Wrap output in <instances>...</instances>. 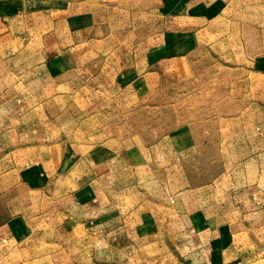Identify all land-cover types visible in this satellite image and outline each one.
Masks as SVG:
<instances>
[{
    "label": "rangeland",
    "instance_id": "obj_1",
    "mask_svg": "<svg viewBox=\"0 0 264 264\" xmlns=\"http://www.w3.org/2000/svg\"><path fill=\"white\" fill-rule=\"evenodd\" d=\"M19 2L0 4V264H264V0H67L97 20L74 45Z\"/></svg>",
    "mask_w": 264,
    "mask_h": 264
},
{
    "label": "crops",
    "instance_id": "obj_2",
    "mask_svg": "<svg viewBox=\"0 0 264 264\" xmlns=\"http://www.w3.org/2000/svg\"><path fill=\"white\" fill-rule=\"evenodd\" d=\"M14 1L15 0H0V4H1V7L3 8L5 5H8ZM20 1L21 2H19V4H18V6H20V8L17 12V15H15L16 17L13 19H17L18 17H20L21 15L26 13L27 7L29 9L30 6H33V11L31 13L30 12H28V13L32 14V16L35 18H36V15H39V16H41L42 14L46 15V12H47L49 15H53L52 19L54 21H58V19H55L58 17L57 15H63L64 18L62 19V21L64 22V27H65L66 31L69 32V36L72 40L71 43L73 45L77 43V40H76L77 36L73 37L74 34H77V33L83 34V33H85L86 30H88V28H90L91 30L94 29V22H97V20L89 14L87 17L83 18V19L87 18V20L86 21L83 20L81 26H76L77 20H74V18L76 19V17L72 16L69 13L70 12L69 6L72 4L69 2L66 3L67 0H65V4H66L65 6H64V2H63V4H59L56 7L54 6L53 2H43V0H20ZM104 1H115V0H104ZM97 4H99V0H98ZM51 6L53 7V9L51 8ZM61 9L64 11V13L60 14L58 12H60ZM179 19H180V17L176 18L175 16H166L165 22H164L166 30L172 31L171 29H172L173 23L176 25V22ZM53 20H51L50 23L57 25V23H55ZM90 23L92 25H90ZM175 27H177V26H175ZM1 28H3V27L1 26ZM34 29H37V26ZM174 32L175 31H173V33Z\"/></svg>",
    "mask_w": 264,
    "mask_h": 264
}]
</instances>
